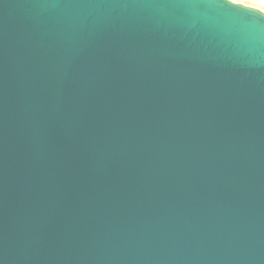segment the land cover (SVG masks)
Masks as SVG:
<instances>
[{
    "label": "water",
    "instance_id": "95a60500",
    "mask_svg": "<svg viewBox=\"0 0 264 264\" xmlns=\"http://www.w3.org/2000/svg\"><path fill=\"white\" fill-rule=\"evenodd\" d=\"M0 264H264V18L0 0Z\"/></svg>",
    "mask_w": 264,
    "mask_h": 264
},
{
    "label": "snow or ice",
    "instance_id": "6c2138e0",
    "mask_svg": "<svg viewBox=\"0 0 264 264\" xmlns=\"http://www.w3.org/2000/svg\"><path fill=\"white\" fill-rule=\"evenodd\" d=\"M224 4H225V6H228L232 9L239 11L241 14L251 15V16H255L257 18H264V16H261L259 12L250 10L247 7H233V5L237 4V0H224ZM261 10L264 11V8H262Z\"/></svg>",
    "mask_w": 264,
    "mask_h": 264
},
{
    "label": "rangeland",
    "instance_id": "374dc122",
    "mask_svg": "<svg viewBox=\"0 0 264 264\" xmlns=\"http://www.w3.org/2000/svg\"><path fill=\"white\" fill-rule=\"evenodd\" d=\"M237 3L255 8L259 7V9L264 8V0H237Z\"/></svg>",
    "mask_w": 264,
    "mask_h": 264
},
{
    "label": "bare ground",
    "instance_id": "6f19581e",
    "mask_svg": "<svg viewBox=\"0 0 264 264\" xmlns=\"http://www.w3.org/2000/svg\"><path fill=\"white\" fill-rule=\"evenodd\" d=\"M258 9H259V7H258ZM261 10V9H260ZM264 12V11H263Z\"/></svg>",
    "mask_w": 264,
    "mask_h": 264
}]
</instances>
